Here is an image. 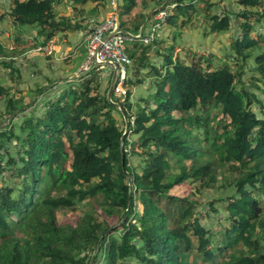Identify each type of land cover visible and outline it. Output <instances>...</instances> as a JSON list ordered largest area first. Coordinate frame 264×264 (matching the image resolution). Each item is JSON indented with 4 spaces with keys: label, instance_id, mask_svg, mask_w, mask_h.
I'll return each instance as SVG.
<instances>
[{
    "label": "trees",
    "instance_id": "16d2710c",
    "mask_svg": "<svg viewBox=\"0 0 264 264\" xmlns=\"http://www.w3.org/2000/svg\"><path fill=\"white\" fill-rule=\"evenodd\" d=\"M60 1L10 0L0 11V21L7 18L18 27V49L25 45L22 27H36L43 45L75 29L57 15ZM87 1L72 4L83 14ZM236 2L244 9L233 13L239 32L224 62L212 55L188 65L175 61L173 46L163 52L157 39L127 46L132 63L126 95L111 96L127 117L126 132L122 113L100 90V68L69 86L65 82L56 99L44 102L40 116L24 117L20 134L10 124L0 128V149L4 138H15L18 146L16 156L7 146L0 152V174L7 173L8 182L0 186V264H88L108 230L91 264H198L194 252L202 264H264V213L256 211L264 210V100L247 88L264 93L257 82L264 85V0ZM161 4L147 25L164 10L162 28L169 27L174 37L201 8L209 32L231 26L230 15L215 12L219 2L213 0H117L120 26L138 32ZM16 51L0 44V59ZM157 55L161 66L154 62ZM2 62L18 71L12 59ZM143 69L148 71L142 74ZM247 69L252 77L244 78ZM145 75L155 76L154 89L133 102V89L144 84ZM0 101L11 114L23 106L37 109L36 101L27 104L19 91L11 95L1 85ZM223 188L233 193L208 205L217 212L218 204L229 226L208 229L204 221L210 213L199 209L198 199L204 191ZM127 207L126 219L115 226ZM60 213L68 222L58 220ZM74 213L79 216L71 218ZM212 241L216 247L207 248Z\"/></svg>",
    "mask_w": 264,
    "mask_h": 264
},
{
    "label": "rangeland",
    "instance_id": "374dc122",
    "mask_svg": "<svg viewBox=\"0 0 264 264\" xmlns=\"http://www.w3.org/2000/svg\"><path fill=\"white\" fill-rule=\"evenodd\" d=\"M62 1L59 2V4L57 5V8L55 7V11L58 16L70 18L71 19L70 24L72 27H75L76 24L83 22L85 20L83 17L86 14L88 15L90 14L88 11L84 13L85 11L82 9L84 14L81 15V17L77 16L78 11L75 10L74 7H72L73 6L72 0H65V1L62 0ZM93 1L94 0H91L90 2L93 3ZM106 1H107V5H106V2L105 4L101 5L104 7L103 9L97 8L94 10L96 12L99 11V14H101L99 21L106 19L108 15H110L111 13L112 14L116 13L117 11L116 10L117 0H106ZM213 1L219 2V5L216 6L214 9L215 12L222 14L221 13V10H222L230 15L229 18H230L231 26L229 28V31H223L219 33H214V32L212 33L211 31L209 32L210 20H208L204 16L205 9L201 8L200 11H198L199 13L197 12L193 16H191L190 18L191 20L187 21L186 23L180 26V32L176 37H174V33L170 31L169 27H166L164 29L161 27V29H159L156 32V36H155V31L153 32V39H157V41L162 40V43L160 44V48L163 49V52L168 47L173 46V55H172L173 60L175 61L178 60L187 65L197 60L200 55H203V56L212 55L213 57H216V59H220L221 62H224L226 60V54H229L231 52L229 51L230 40L233 37L237 36L239 32V28H238L239 23L236 22L233 13L237 12L238 10L239 11L243 10L244 7L239 5L236 2V0H213ZM94 2L98 4L97 3L98 1H94ZM113 2L114 4H112ZM166 2H174V0H166ZM8 3H9L8 0H0V11L1 12H5L7 8L6 6L9 5ZM92 3H89L88 5L86 4V6L88 8H90L91 6L90 9H93L94 3L93 4ZM70 5L72 6L70 7ZM109 5L111 7H109ZM161 6L162 4L159 5L157 8H155L153 11L148 13V15L146 16L144 20L145 26L147 25V22H148L147 19L152 14H154L155 11H157ZM101 9L103 11L106 10V14L103 13ZM207 10L208 9H206V11ZM158 16H159V13H157L153 17L152 21L155 22L154 19L158 18ZM90 19L91 20L89 22L91 23L95 21L93 18H90ZM120 21L121 20L119 18V22ZM8 22L10 21L7 19H3L0 21V44L3 46V48L6 49V51H11V52L15 50H18V51L10 53L9 56L6 57V59H0V85L10 89L11 95L14 94L15 91H19L22 95H24V99L27 102V104H31L32 102L36 101V106H37V109L35 108L31 109L30 106H23L20 109V111H14L11 114V113H8L7 107L4 106L3 101H0V128H3L6 125L10 124V126H12L14 129V133L20 134L19 126L21 125L25 116L34 115L37 118L44 111L43 109H47V106L44 104L46 100L48 99L51 100V98L56 99L58 94L63 91L65 86L67 84L69 86L68 82L84 78L87 75L80 76L79 71H77L76 76L74 77H70V76L65 77L66 75L62 76L63 69H65L66 66H68L70 63L72 65L73 60L75 61L76 59V58H73L74 55L71 56V53H70L72 50H74V48L70 49V47L68 46L69 49L67 48L62 49L63 47L62 43L63 42H65L66 44L71 43V45H73L71 41L72 36H74L73 40H77L81 38L82 31L80 30L68 31V33H65V34L60 33L57 35L58 40H56L53 44L51 43L52 42L51 39H49L43 45L41 44L43 42L42 39H38L37 41L33 39V38L36 39V37H38L39 35L38 34L39 32L37 31L36 27H29V29H26L27 31L25 30L26 31L25 34L21 35V39L23 40V42H25V45L24 47L18 49L16 42H15V38L18 33V27L15 28L12 25L10 27L11 22L10 24ZM262 30H264V28H262ZM22 31L23 30L21 28V32ZM84 32L85 31H83V33ZM65 36H69V37L71 36V39L68 41ZM76 36H77V39H76ZM153 39H152V42H153ZM77 41L79 42V40ZM51 44L54 45L55 47H52ZM129 44L126 45V48ZM84 58H85V55H84ZM10 59H12L13 65L18 69V71L17 70L12 71L11 67L9 66L5 67L3 65V62H2L3 60H10ZM63 61L64 62L66 61V62L64 63ZM154 62L156 63L157 66H161L162 57L157 55L154 58ZM226 62H229V61H226ZM205 65L206 63H203V67ZM79 67L80 65L78 67L77 65H74L72 67V70L76 71V68H79ZM60 69H61V74L59 72ZM146 70L148 71V69H143L141 73L143 74L144 72H146ZM130 71H131V68L130 66H128V73ZM59 74L61 75L60 77H59ZM131 74H133V72ZM138 77H142V76L139 75ZM154 77L155 76L145 75L144 84H140L136 88L133 89V92L131 95V100L133 102L138 101L140 98H146V96L150 92L153 91L154 87L153 85H151V82H153ZM245 77H252V73L248 69L246 70L244 74V78ZM110 80H111V76L109 75L106 78V82L100 89L102 93H105V95L109 89ZM257 82H258L259 87H261V89L264 90V85L262 81H257ZM38 87L42 90L38 92L36 95H34V97L33 95L30 96L27 94V92L29 93V91L33 90L34 88H38ZM240 87H241V84H237V88H240ZM247 88L249 89L248 91L255 92L257 94L258 99L264 100L263 91H260L259 89L255 87H250V86H247ZM123 99H124V95L122 98H120V100H123ZM140 102H141V105L144 106V102L143 101H140ZM116 103H119V102H116ZM252 109L257 114H260L259 107L256 104L252 106ZM16 113L18 114L15 117H13V115ZM35 121L36 119H34V122ZM123 125H124V132H126L127 123H125L124 119H123ZM132 138L133 136H130V139ZM3 140L6 143H4V146H1L0 152H3L2 150L6 148L7 146L8 152H10L11 155L16 156L15 151L16 149H18L16 139L12 138L10 139V141H8L6 138H4ZM137 159L138 158L135 156L131 157V160L133 161L132 163L133 166H135ZM3 182L4 184H8L7 173L6 175L0 174V186L3 184ZM232 193H233V190L231 188L230 189H224V188L223 189H213L210 191H204L202 193L201 198L198 199L199 209L207 210L210 213L209 218L206 217L205 218L206 220L204 221L206 228L216 229L219 224L223 228L229 226V221L225 219V216H227V214L222 213L218 204H215V206L217 207V210L219 209L217 212L210 211L208 204H209V201L212 199L225 198L228 195H231ZM135 209L138 212H141L142 206L139 205V203H137ZM75 211L78 213L80 212L79 209ZM256 211L259 213L260 212L264 213V210L257 209ZM78 213H74L70 217L76 218V216H79ZM58 220H60V222H64V221L68 222V218L62 213L58 215ZM119 222L120 221H118L115 224V226H119L120 225ZM119 235H121V233H119ZM210 238L215 239L216 237L212 235ZM214 247H216V243L212 241L211 245H208L207 248H214ZM192 256L193 258L197 259L198 264H202V258L198 256L197 252H194ZM221 256L223 257L222 254Z\"/></svg>",
    "mask_w": 264,
    "mask_h": 264
},
{
    "label": "built area",
    "instance_id": "2783aa9c",
    "mask_svg": "<svg viewBox=\"0 0 264 264\" xmlns=\"http://www.w3.org/2000/svg\"><path fill=\"white\" fill-rule=\"evenodd\" d=\"M166 16V11H160L158 18L154 19L155 22L152 21L142 31L139 30L136 33L124 30L120 26L117 11L102 21L89 23L84 32L86 54L79 67V75L85 76L93 69H103L106 66L113 70V63H116L118 69L113 93L118 98H122L123 95L125 97L124 82L128 73V66L132 63L126 51V45L135 41L144 44L151 43L153 32L155 31L156 36V32L164 25Z\"/></svg>",
    "mask_w": 264,
    "mask_h": 264
},
{
    "label": "crops",
    "instance_id": "0c3cea01",
    "mask_svg": "<svg viewBox=\"0 0 264 264\" xmlns=\"http://www.w3.org/2000/svg\"><path fill=\"white\" fill-rule=\"evenodd\" d=\"M9 2H10V0H8ZM65 1V0H64ZM91 1V0H90ZM90 1H87L85 4H83V7H82V9L85 11L84 13H86V11H88L90 14L88 15V14H86L83 18L85 19L83 22H81V23H79L80 25H79V28H78V24H76V26L74 27V28H77V29H67V30H65V31H62V32H59V33H57L55 36H53V38L51 39V43L53 44L56 40H58V37H57V35L58 34H60V33H62V34H65V33H68V31H77V30H80V31H82V36H81V38H79V39H77V36H76V39L77 40H79V42L77 41V40H73L74 39V36H72V39H71V36L69 37V36H65L66 37V39L69 41L70 39H71V41H72V43H73V45H71V43H65V42H63L62 43V49L63 48H67V49H69V47H70V49H72V48H74V50H72L70 53H71V56L72 55H74V57L73 58H76L75 59V61L73 60V64L74 65H77V67L79 66V65H81V62L83 61V58H84V55L86 54V41H85V35H84V33H83V31H85L84 29L85 28H87L88 27V25H89V23H91V22H89L91 19L90 18H93L95 21H99V18L101 17V14H99V11H94L95 9H97V8H104L103 6H101L103 3H101V2H97L98 4H96V2H94L93 1V3H94V8L93 9H90L91 8V6H90V8H88L87 6H86V4L88 5L89 3H92V2H90ZM63 2V1H62ZM92 3V4H93ZM9 4V3H8ZM59 3H57L56 5H55V7L57 8V5H58ZM107 5V4H106ZM72 5H70V7H71ZM6 7H8V6H6ZM73 7V6H72ZM106 7V6H105ZM108 7V6H107ZM109 7H111L110 5H109ZM117 7V6H116ZM7 9V8H6ZM75 9V8H74ZM101 9V11H103ZM76 10V9H75ZM117 10V9H116ZM78 11V10H77ZM81 12L83 13V11L81 10ZM83 13V14H84ZM103 13H105L106 14V10L105 11H103ZM83 14H80V12L78 11V15L77 16H80L81 17V15H83ZM86 17H88V18H86ZM7 19V18H6ZM69 19V21L71 22V19L70 18H68ZM8 20V19H7ZM9 24H10V22H8ZM143 24V23H142ZM11 25L13 26V27H15L12 23L10 24V27H11ZM71 25V24H70ZM86 26V27H85ZM146 27V26H145ZM4 28V27H3ZM15 28H17V27H15ZM26 29H29V27H22V32L20 33V35H22V34H25V32L27 31ZM140 29H141V26H140ZM139 29V30H140ZM26 30V31H25ZM21 31V30H20ZM39 34V33H38ZM80 34V33H79ZM35 41H37L38 39H42L41 37H40V34L38 35V37H36V39L35 38H33ZM42 41V40H41ZM60 41V40H59ZM78 42V43H77ZM51 44V45H52ZM69 46V47H68ZM75 46V47H74ZM52 47H55L54 45H52ZM52 57V56H51ZM64 62V61H63ZM66 62V61H65ZM64 62V63H65ZM71 65V63L68 65V66H66V68L65 69H63V71H62V76H64V75H66L65 77H74V76H76V72L77 71H79V68H76V71H73L72 70V67L74 66V65ZM71 65V66H70ZM59 72H60V74H61V69L59 70ZM100 73H101V77H100V81H101V84L102 85H104V83L106 82V78H107V76H111L112 77V69L110 68V67H108V66H106L105 68H103V69H101L100 71H99ZM59 74V77L61 76ZM35 89V88H34Z\"/></svg>",
    "mask_w": 264,
    "mask_h": 264
},
{
    "label": "water",
    "instance_id": "95a60500",
    "mask_svg": "<svg viewBox=\"0 0 264 264\" xmlns=\"http://www.w3.org/2000/svg\"><path fill=\"white\" fill-rule=\"evenodd\" d=\"M144 26H145V21H144L143 24L141 25V29H140V31L143 30ZM117 69H118L117 64H116V63H113L112 77H111V80H110V86H109V89H108V91H107V93H106V98H107V100H108L110 103H112L117 109L120 110V112H121L122 115H123V119L125 120V123H127V117L125 116V114H124V112H123V110H122L120 104H119V103H116V102H114V101L111 100V96H112V94H113V88H114V85H115V82H116V79H117ZM126 127H127V125H126ZM121 158H123V155H122V154H121ZM125 173L127 174V172H125ZM128 180H129V196H128V205H129V201H130V199H131V195H132V190H133V188H132L131 180H130L129 177H128ZM128 211H129V207L126 208L125 213L123 214L122 219L120 220L119 224H121V223L126 219L127 214H128ZM106 233H107V232H104V233L101 235V237L99 238L98 243H97V245H96V247H95V250H94V252H93V254H92V256H91L90 261H89L88 264H91V263H92V261H93V259H94V256H95L96 252L98 251L99 246H100V244H101V242H102V239H103V237H104V235H105Z\"/></svg>",
    "mask_w": 264,
    "mask_h": 264
}]
</instances>
